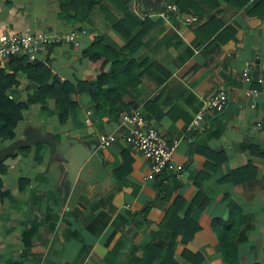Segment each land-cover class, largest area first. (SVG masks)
Returning a JSON list of instances; mask_svg holds the SVG:
<instances>
[{"label": "crops", "instance_id": "crops-1", "mask_svg": "<svg viewBox=\"0 0 264 264\" xmlns=\"http://www.w3.org/2000/svg\"><path fill=\"white\" fill-rule=\"evenodd\" d=\"M162 1L177 7L178 0ZM207 3L217 7L209 9ZM196 7L201 13L179 11L196 17L193 23L176 16L169 21L149 17L151 25L136 51L148 65L140 71L139 86L117 106L118 119L95 112L89 97L81 95L74 97L78 117L60 125L55 104L48 101L46 112L38 104L25 111L14 139L0 143L2 149L40 132L59 143L70 139L88 147L97 144L99 135L120 133L121 117L139 108L148 124L179 141L173 159L183 172L144 181L148 162L118 141L106 150L97 148L70 183L73 163L64 156L76 157V149L55 150L37 142L17 150L18 162L0 175L5 194L0 200V264H223L212 224L216 218L228 219L227 201L237 205L244 220L247 239L237 245L240 261L264 264V97L245 98L240 75L246 63H253V75L264 78V22L245 9L233 12L225 0H198ZM103 8L117 19L123 16L114 5L103 3ZM212 16L215 22L205 26ZM220 23L234 38L209 35ZM77 29L85 31L78 47H47L37 57L70 83L92 72L82 52L98 35L117 48L125 46L108 15L94 8L87 22L68 26L58 18L56 0H0V36ZM20 81L9 95L16 103L36 89L24 77ZM220 89L229 95L225 110L206 114L193 126L203 102ZM248 164L254 171L243 178L250 180L235 185L223 180ZM121 166V172L128 171L117 180ZM20 178L30 180L23 190ZM176 204L168 223L173 229L163 228L166 210ZM184 220L189 228L180 226ZM32 228L31 249L23 256L21 232ZM188 234L193 235L189 240L183 237ZM170 250L172 257L164 256Z\"/></svg>", "mask_w": 264, "mask_h": 264}, {"label": "trees", "instance_id": "trees-1", "mask_svg": "<svg viewBox=\"0 0 264 264\" xmlns=\"http://www.w3.org/2000/svg\"><path fill=\"white\" fill-rule=\"evenodd\" d=\"M58 3V18L68 26L83 24L88 21L90 14L94 8L104 11L109 20L112 22L113 29L126 40L125 46L117 48L104 35H98L93 43L82 52V55L88 59L91 73L85 74L82 80L76 83L61 81L52 73L49 64L40 61H28L26 56L18 55L12 57L6 67L0 69V143L5 144L11 142L18 123L23 120L24 112L29 110L33 105H40L44 112L48 111V101L55 104V112L60 125L66 124L69 119H75L79 115V104L74 97L87 95L94 106L95 112L102 115L118 119L120 115L117 106L122 104L123 98L130 91L140 84L141 69H145L146 59H139L136 51L142 46V40L147 33L148 25H151L149 17L141 19L130 10L131 0H56ZM198 0H178L177 8L180 12H188L193 10L196 14L201 13L196 7ZM206 3L207 0H201ZM254 0H225L227 7L233 12L242 9L246 10L249 16H254L264 22V0L253 4ZM103 3L114 5L122 13V18L117 19L109 15L103 8ZM209 9H215L217 5L207 3ZM249 6V7H248ZM205 26H209L215 22V17H210ZM150 23V24H149ZM205 28V27H204ZM80 30V29H77ZM229 29L218 24L210 36L234 38L233 33L227 34ZM228 35V36H227ZM24 77L30 84L36 86L34 92L29 93L27 99L22 103H16L10 98L12 89L18 88L21 84V78ZM29 148L23 149L28 150ZM121 166L115 173L117 180L124 179L126 172H121ZM254 171L251 164L246 167L232 171L223 180L230 181L232 184H240L243 178ZM7 167L0 163V175L4 176ZM122 173V174H121ZM122 175V176H121ZM161 182V181H160ZM2 178L0 177V200L5 194L2 192ZM30 183L27 178H20V189L25 188V184ZM162 184V183H160ZM227 195H224L226 200ZM198 199L201 195L198 194ZM180 202V201H179ZM228 219L223 220L216 218L213 220V229L218 239V250L223 264H242L239 257L238 244L245 241L247 237L244 235V220L239 214L237 205L232 201H227ZM178 205H172L166 210L163 228H169V222L175 216ZM189 221L180 222L183 228H189ZM173 229V228H169ZM197 228H195L196 230ZM35 228L26 229L21 232L23 244V256L27 255L31 249V240L35 234ZM193 235H183L189 240ZM152 249L158 250L156 247ZM188 254V253H186ZM172 250L165 252L164 256L172 257ZM163 261V258L157 256ZM197 257L200 258L199 255ZM5 264H26L25 261L19 263L10 260ZM174 264V263H173ZM258 264V263H253Z\"/></svg>", "mask_w": 264, "mask_h": 264}, {"label": "built area", "instance_id": "built-area-1", "mask_svg": "<svg viewBox=\"0 0 264 264\" xmlns=\"http://www.w3.org/2000/svg\"><path fill=\"white\" fill-rule=\"evenodd\" d=\"M130 9L141 19L156 16L163 21H169L173 16L182 17L185 23L196 21L194 16H181L178 8L163 2L160 11L146 13L140 0H131ZM83 30H71L60 33H10L0 36V69L18 55L26 56L28 61H37L40 51L47 47L79 46L80 35ZM253 63H246L241 70V80L246 85L243 91L245 98L264 97V78L253 75ZM229 103V95L225 89H220L203 102L199 112L195 115L192 125L197 127L206 114H221ZM250 108H254L251 104ZM260 126V125H259ZM120 133L102 134L97 137V148L106 150L114 143L121 141L133 150L141 153L148 162L149 171L144 181H154L166 174L180 175L183 167L174 162L173 155L179 141L168 140L158 130L148 124L139 108L124 114L120 120Z\"/></svg>", "mask_w": 264, "mask_h": 264}, {"label": "water", "instance_id": "water-1", "mask_svg": "<svg viewBox=\"0 0 264 264\" xmlns=\"http://www.w3.org/2000/svg\"><path fill=\"white\" fill-rule=\"evenodd\" d=\"M142 7L146 13L152 14L160 11L163 1L156 0L152 2V0H140ZM37 142L48 143L53 149H76L77 152L75 154L76 157L64 156V160L69 162L68 157H70V162L73 163L72 169L69 172V177L67 178L70 183L74 182L76 174L83 166L85 161L92 154L97 155V144H93L91 146L85 147L83 144L79 143L77 140H65L62 143L56 142L50 135L40 132H30L26 135L25 140L11 143L10 145L0 149V163H2L5 167H12L17 162V154L16 151L19 149H26L31 147Z\"/></svg>", "mask_w": 264, "mask_h": 264}, {"label": "rangeland", "instance_id": "rangeland-1", "mask_svg": "<svg viewBox=\"0 0 264 264\" xmlns=\"http://www.w3.org/2000/svg\"><path fill=\"white\" fill-rule=\"evenodd\" d=\"M14 177L16 178V176L14 175ZM17 179V178H16Z\"/></svg>", "mask_w": 264, "mask_h": 264}]
</instances>
